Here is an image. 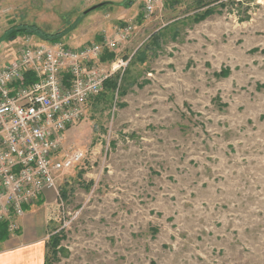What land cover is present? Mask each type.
Segmentation results:
<instances>
[{
  "label": "rangeland",
  "instance_id": "rangeland-1",
  "mask_svg": "<svg viewBox=\"0 0 264 264\" xmlns=\"http://www.w3.org/2000/svg\"><path fill=\"white\" fill-rule=\"evenodd\" d=\"M124 1L0 0V67L130 28L62 134L83 160L29 208L45 264H264V0Z\"/></svg>",
  "mask_w": 264,
  "mask_h": 264
},
{
  "label": "built area",
  "instance_id": "built-area-1",
  "mask_svg": "<svg viewBox=\"0 0 264 264\" xmlns=\"http://www.w3.org/2000/svg\"><path fill=\"white\" fill-rule=\"evenodd\" d=\"M165 1L144 0V13L152 14ZM129 29L79 48L61 41L27 45L0 67V221L10 233L46 190L59 195L56 173L83 160L84 153L76 150L57 158L62 134L122 65L113 62L109 72L98 61L104 50L113 51L125 40Z\"/></svg>",
  "mask_w": 264,
  "mask_h": 264
},
{
  "label": "crops",
  "instance_id": "crops-1",
  "mask_svg": "<svg viewBox=\"0 0 264 264\" xmlns=\"http://www.w3.org/2000/svg\"><path fill=\"white\" fill-rule=\"evenodd\" d=\"M52 194V190H46L38 201ZM30 207L17 219L19 231L0 240V264H45L47 247L43 226L34 219V210Z\"/></svg>",
  "mask_w": 264,
  "mask_h": 264
},
{
  "label": "trees",
  "instance_id": "trees-1",
  "mask_svg": "<svg viewBox=\"0 0 264 264\" xmlns=\"http://www.w3.org/2000/svg\"><path fill=\"white\" fill-rule=\"evenodd\" d=\"M128 3V1L126 0V1H124V2H122L120 5H125V4H127ZM58 41H60L58 38H48L46 41H44V42H46V43H54V42H58ZM107 57L110 59V58H112V54H108L107 55ZM106 58V57H105ZM109 82H106L105 83V86L107 85H109L108 84ZM0 232H2L3 234L1 235V237H0V240L1 239H4L7 235H8V232H7V225H6V223L5 222H3V221H0ZM46 247H47V243H46ZM46 257V256H45Z\"/></svg>",
  "mask_w": 264,
  "mask_h": 264
},
{
  "label": "water",
  "instance_id": "water-1",
  "mask_svg": "<svg viewBox=\"0 0 264 264\" xmlns=\"http://www.w3.org/2000/svg\"><path fill=\"white\" fill-rule=\"evenodd\" d=\"M126 1V0H125ZM100 5H102V4H99L98 6H100ZM98 6H94V7H92L91 9H94V8H96V7H98Z\"/></svg>",
  "mask_w": 264,
  "mask_h": 264
}]
</instances>
